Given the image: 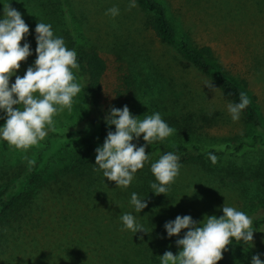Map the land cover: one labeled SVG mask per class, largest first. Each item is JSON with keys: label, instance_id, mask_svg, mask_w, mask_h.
Instances as JSON below:
<instances>
[{"label": "rangeland", "instance_id": "obj_1", "mask_svg": "<svg viewBox=\"0 0 264 264\" xmlns=\"http://www.w3.org/2000/svg\"><path fill=\"white\" fill-rule=\"evenodd\" d=\"M180 35L200 48L210 46L216 62L252 98L264 126V0H160ZM131 0H0V19L6 4L19 11L29 27L22 40L32 55L21 63L16 75L23 77L34 66L38 22L50 24L54 36L65 38L67 27H75L83 46H97L109 61L105 80L107 95L117 81L121 60L135 82L136 102L131 114L141 120L160 113L169 117L202 115L215 117L198 135L180 136L178 129L163 141L147 146L150 155L127 187L108 181L98 166L82 165L80 151L102 147L106 139L99 128L88 125V109L81 92L71 111L54 117L55 131L27 150L0 140V190L11 183L15 192L30 194V203L16 214L0 235V264H161L166 251L181 250L169 238L164 225L177 216L202 222L205 216L223 215L222 207H234L251 219L264 213V133L245 120L233 121L230 103L219 85L186 62L175 46L164 45L145 25V14ZM119 8L118 16L106 14ZM16 76L10 79V86ZM213 83L214 92L204 86ZM6 113L0 111V127ZM201 124V122H200ZM203 125V124H202ZM200 125V126H202ZM199 126V127H200ZM173 128V127H172ZM196 136V137H194ZM200 138V139H198ZM137 146L145 144L143 136ZM215 148L217 162L187 163L179 159V175L161 195L150 187L156 183L151 165L162 156L161 146L193 145ZM241 147V149H237ZM40 183L29 182L33 164ZM136 193L147 208L137 213L131 204ZM136 217L146 232L125 228L122 214ZM254 231V230H253ZM254 254L264 261V235L253 233V242L231 243L223 252V264H252Z\"/></svg>", "mask_w": 264, "mask_h": 264}, {"label": "clouds", "instance_id": "obj_2", "mask_svg": "<svg viewBox=\"0 0 264 264\" xmlns=\"http://www.w3.org/2000/svg\"><path fill=\"white\" fill-rule=\"evenodd\" d=\"M134 7L135 0H131L129 8ZM3 12L4 17L0 19V111L6 113V122L0 127V139L17 149L27 150L42 141L48 130L55 131L54 117L58 112L71 111L74 98L82 91L73 72L79 70V64L77 53L65 46L63 38L54 36L51 25L38 22L35 64L28 67L23 77L16 75L21 63L32 55L28 43L21 46L29 34V27L11 4L4 5ZM106 14L118 16L119 8L113 6ZM14 75L15 82L10 86ZM204 86L214 92L219 90L213 83ZM250 103L247 94L241 92L239 103L227 105L233 121L240 119L241 112ZM106 121L109 126H115V132L109 131L103 146L96 148L95 165L108 181L127 188L134 174L150 159L146 154L147 146L170 137L175 129L162 119L160 113L141 120L134 117L126 105L122 109L110 108ZM141 136L145 144L138 147L133 140L138 141ZM209 158L213 164L217 162L216 156ZM179 159L178 155L168 152L151 165L157 181L150 185L154 194L166 193L175 182L181 167ZM130 202L137 213L148 206L146 199H140L136 193H132ZM222 212L219 218L205 216L199 223L191 216H177L174 221L166 222L164 227L169 238L179 237L183 230L186 231L183 238L176 240L181 249L178 254L166 251L160 257L161 264H218L233 239L252 245V219L225 203ZM120 219L133 233L146 232L133 214H122ZM252 264H264V261L254 255Z\"/></svg>", "mask_w": 264, "mask_h": 264}, {"label": "trees", "instance_id": "obj_3", "mask_svg": "<svg viewBox=\"0 0 264 264\" xmlns=\"http://www.w3.org/2000/svg\"><path fill=\"white\" fill-rule=\"evenodd\" d=\"M135 3L145 14L146 27L154 32L161 43L175 46L186 62L211 77L219 85L225 101L239 103V94L241 92L247 94L251 103L242 113L246 122L256 129L257 137H261L264 133L262 117L252 98L246 92V83H244V88L241 87L236 80L225 72L216 62L214 50L210 46L197 48L186 35H180L169 17L168 8L164 2L160 0H135ZM67 29L68 31L66 30L64 38L65 46L77 53L79 70H73V72L77 82L82 86L81 94L89 114L88 125L91 128H99L101 134L107 137L109 131L115 132V126H109L106 121V117L110 114V108L122 109L126 105L131 112L136 102L134 79L127 66L121 60H118L119 67L116 68L117 81L113 86V90H111V95H107L105 80L111 71L109 61L103 56L97 46H83L75 27H67ZM169 118L170 120L165 122L170 127H176L180 136L198 135L201 129L210 123V120H215L213 116L202 115L198 118L200 120L197 124L192 117L177 118L172 116ZM143 145L140 144L139 146ZM237 149H241V147ZM95 150L93 146L82 148L80 151V163L88 167L95 164ZM192 150L197 154H190L188 147L185 145L172 146L171 148L160 147L161 155L172 152L178 155L182 161L192 164H202L210 160V155L217 157L220 155L215 148H202L199 143L194 144ZM38 167V163L33 164L29 174V182L40 183V175L36 173ZM15 189L14 185L8 183L0 190V235L3 229L15 218L14 216L18 213L20 214L31 200L28 192L24 190L15 192ZM252 222V229L259 236H263L264 213L253 218ZM232 243H237V241L233 239ZM218 264H223L222 260Z\"/></svg>", "mask_w": 264, "mask_h": 264}]
</instances>
